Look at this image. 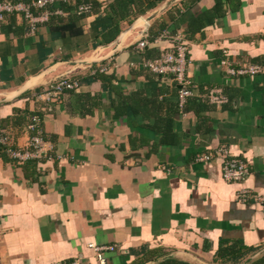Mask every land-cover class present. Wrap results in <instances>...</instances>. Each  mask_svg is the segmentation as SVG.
Returning a JSON list of instances; mask_svg holds the SVG:
<instances>
[{
	"label": "crops",
	"instance_id": "crops-1",
	"mask_svg": "<svg viewBox=\"0 0 264 264\" xmlns=\"http://www.w3.org/2000/svg\"><path fill=\"white\" fill-rule=\"evenodd\" d=\"M170 1L54 0L31 7L35 15L48 11L34 30L22 13L5 15L0 99L37 78L0 104V127L12 147H23L38 116L45 152L19 161L0 144L2 264H98L93 246L107 264H249L264 254V0L164 6ZM83 2L92 9L79 21L81 39L53 37L49 23L67 22ZM111 16L116 36L94 44L93 21ZM138 19L111 53L109 44ZM163 34H180L187 44L191 93L183 103L172 74L143 64L172 49ZM140 39L148 41L142 49ZM95 55L108 57L69 74L78 88L51 101L38 96L43 82L73 67L62 61ZM248 65L261 70L227 71ZM210 91L224 100L211 101ZM220 147L246 161L245 180L225 181L221 157L201 159Z\"/></svg>",
	"mask_w": 264,
	"mask_h": 264
},
{
	"label": "built area",
	"instance_id": "built-area-1",
	"mask_svg": "<svg viewBox=\"0 0 264 264\" xmlns=\"http://www.w3.org/2000/svg\"><path fill=\"white\" fill-rule=\"evenodd\" d=\"M54 0H33L31 3H21V2H11L2 1L0 2V25L8 13H22L24 20L28 24L30 30L36 28L37 22L40 20H46L48 16V11L44 9V12L35 15L31 12V7L46 8L48 5L52 4ZM92 9L90 3H80L77 6L78 14L89 13ZM165 37L169 38L172 43L171 50L163 51L159 57L154 59H146L143 61L145 67L149 68L151 71L159 74L170 73L176 83L179 84L178 88V98L180 103H183L186 97L191 93L187 88L189 80L186 76V67L189 63V58L187 56L188 48L187 44L182 40L180 34H163ZM148 44L147 40H139L136 42L135 46L138 49L144 48ZM221 64H227L226 60H222ZM261 70L258 65H248L243 68H227V71L233 74H253ZM79 80L71 76H64L58 78L55 81H51L46 84V87L41 90L38 96L46 101L55 100L59 95L63 94L67 90H73L79 87ZM209 98L213 102H221L224 97L209 92ZM28 128L30 130H36V133L32 135L25 146L23 147H12V136L6 128L0 127V144L7 146V152L19 161L27 160L30 158H41L45 152V141L40 133L39 128V117L33 116L32 121ZM229 150L226 147H220L215 150L214 154H205L201 159L209 160L212 157L222 158V178L228 182H240L245 180L250 173V169L246 161L239 158H231L229 155ZM245 201V196H240L239 198ZM259 203L264 210V196L259 198ZM95 250L96 260L98 264H107L106 259L101 253V248L98 246H93ZM0 264L1 260H0ZM50 264H80L78 259L73 261H61L56 260Z\"/></svg>",
	"mask_w": 264,
	"mask_h": 264
},
{
	"label": "trees",
	"instance_id": "trees-1",
	"mask_svg": "<svg viewBox=\"0 0 264 264\" xmlns=\"http://www.w3.org/2000/svg\"><path fill=\"white\" fill-rule=\"evenodd\" d=\"M12 2H16V1L12 0ZM83 16L85 15L84 14L73 15L69 17L67 22H64V23L58 19L55 23L51 21L49 23L51 34L53 35V37L57 36L58 38H61L63 41H65V43L66 42L69 43L72 40V38H75L77 40V38H80V36L83 33V29L81 25L79 24V21L81 18H83ZM108 20L110 21L102 22V19H100V17H97L93 21L92 27L93 29L97 30L91 33V39L93 40L94 44L108 42L116 36L115 31L109 30L110 29L109 24L115 22L113 21L114 20L113 16L108 17ZM98 36L101 37L100 41L96 40ZM66 56L68 57L69 55L66 54ZM157 131H160V130H157ZM166 133H169V132H166ZM166 141H169V140H159V143L161 144L168 143ZM236 249H242V248L238 247ZM236 249L233 250V253H236ZM249 264H264V254L254 258L253 260L249 262Z\"/></svg>",
	"mask_w": 264,
	"mask_h": 264
},
{
	"label": "water",
	"instance_id": "water-1",
	"mask_svg": "<svg viewBox=\"0 0 264 264\" xmlns=\"http://www.w3.org/2000/svg\"><path fill=\"white\" fill-rule=\"evenodd\" d=\"M173 1V0H172ZM172 1L168 2V3H165L164 6H167L169 5V3H171ZM163 6V7H164ZM162 8H160L159 10H161ZM159 11L157 10L156 12L150 14L147 19L144 21V23H146L149 19H151L153 16H155ZM141 22V19H138L136 20L134 23H132L130 25V27L125 31V32H122L120 33V35L118 37H116L113 42L109 45H115V48L112 50L111 53H114L117 49H119V47L121 46V42L122 40L124 39L126 33L132 29L133 27L137 26L138 23ZM142 24L143 26H145V24ZM143 31L142 30L140 32V34H143ZM139 34V37H141V35ZM145 36V34H143ZM141 40V39H140ZM139 41V40H138ZM108 57V56H106ZM104 57V58H106ZM103 57H97L96 55L93 56V57H83V58H76V59H67V60H64L62 61V63L64 62H68V63H72L73 64V67L70 68L69 70L63 72V73H60V74H57L49 79H47L45 82H43V85H46L48 83H50L51 81H55L57 80L58 78H61V77H64V76H69V74L74 71L76 68H80L82 67L83 65L85 64H91V63H94V62H99L101 61L102 59H104ZM55 69V66L51 67V68H48L44 71H41L38 76H43V75H46V74H49L51 71H53ZM36 78L37 77H32L30 78L28 81L24 82L23 84H21L19 87H17L15 90H13L10 94H8L7 96H4L3 98L0 99V104L1 103H5V102H8L10 100H12L13 98L19 96L21 93H23L25 90L33 87V85L35 84V81H36ZM180 87V86H178ZM253 258V257H252ZM252 258H249V260H251Z\"/></svg>",
	"mask_w": 264,
	"mask_h": 264
}]
</instances>
